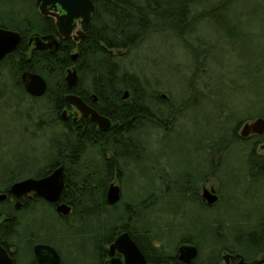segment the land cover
<instances>
[{
	"label": "trees",
	"instance_id": "obj_1",
	"mask_svg": "<svg viewBox=\"0 0 264 264\" xmlns=\"http://www.w3.org/2000/svg\"><path fill=\"white\" fill-rule=\"evenodd\" d=\"M23 1H27L31 5L33 2V0ZM91 1L93 2V12L89 21L84 25V38L76 45L72 41L63 42L53 54L45 50L37 51L27 47L26 36L28 33L54 32L52 19H49L48 22L36 20V11L33 6L28 9L21 6L20 9L24 7V9L22 8L24 11L22 17H20L21 14L18 16L13 12L5 11L6 16L9 17L5 21H0V27L18 31L22 36L16 49L0 60V75L4 71L6 77L11 80V85H14V89H18L17 91L23 96H28L21 86V72L25 69L40 74L47 83L46 93L43 96L46 101L45 107H51L56 118L66 106L64 94L72 92L82 98L83 87L86 92H94L99 97L96 104L97 111L111 121L109 129L104 132L102 130L96 132V125L91 119H88L86 128L89 132L84 138L80 136L78 129L66 131L61 124L56 122L60 130L49 141L47 163L30 174L31 177L38 178L48 174L54 167L62 166L63 188L59 201L71 206L68 217H72V221L68 223L66 219L64 222H57V220L55 222L61 228L68 229V232L74 228V225H81L85 221L90 224L92 221H96L95 227L89 228L85 232H75V234L57 232L53 235L45 227L40 226L34 230L29 227V223L22 221L21 237L9 236L8 232L7 243L13 242L19 248L22 262L24 261L25 264H34L30 252V247L34 242H46L55 246V241L66 242L71 235L79 237L82 234H85L87 246L90 247L88 264H101L107 244L111 243L121 231H127L131 238L138 243L144 256L154 264L161 262L171 264L174 259L175 247L181 241H192L199 250L202 247L209 250V255L203 260L196 261L197 264L212 263L215 260L214 257H217L223 249L231 250L244 258L253 257L263 252L264 231L261 229L233 227L230 230L232 239L227 245V238L217 225V219H214L213 222L207 220V222L199 224L198 228L194 225L181 223L176 225L170 222L147 223L150 215L145 206L147 201L145 198L139 196V199L134 203L125 205V212L121 216H116L114 209L122 202V196L121 202L115 206L105 202L108 183L123 181L125 169L131 166L130 162L134 161V154L146 151L144 135L148 126L165 129L166 122L173 119L178 109L187 102L183 98V103L174 107L171 102H167L165 97L160 106V103L157 102L160 99V94L154 89L150 90L148 81L140 80L136 74L128 72L123 60H127L129 54L139 48L150 35L158 31H165L171 33L179 41L181 48L189 56V68L191 67L195 72L198 71L203 64H200L197 58L200 56L204 58L208 54L198 53L189 39V31L198 21L209 17L208 21L212 23L214 29L224 33L222 37L233 39L237 35H242L237 24L238 18L242 17L241 13L243 12L239 8L236 11L231 7V3L240 0H219L209 5L206 3L201 7L193 6L192 0ZM13 3L10 6H16L15 2ZM219 12L223 13L224 19L218 17ZM74 53L76 56L72 60L71 56ZM71 66L76 69L78 80L76 86L68 90L64 81V72L66 67ZM193 77L194 72L185 79L190 82L193 81ZM196 89L194 87L192 91L189 90L190 92L184 90L189 92L186 97L195 96ZM124 92H127L125 99L122 98ZM260 96L258 102H255L260 104L256 115L264 118V91L260 93ZM30 99L34 102L39 100ZM149 99L152 102L150 116L146 112ZM159 115L165 116L161 118ZM224 119L226 120V117ZM249 120H252V115L248 112L247 115L235 119L233 126H225L224 129L230 130V132L226 133L225 131L223 136L217 137L215 146L211 149L227 153L231 143L247 144V171L250 177L257 179L264 175V158L256 154L255 146L264 141V132L261 135L244 138L236 132L241 122ZM161 121H165V124ZM217 123L222 122L217 121ZM226 136L229 138L226 139ZM23 162L32 161L23 158ZM5 165L0 164L2 172L0 192L6 191L12 182L23 179L24 175L22 169L25 164L17 166L21 173L14 170L8 171L9 167ZM200 175L199 179H192L194 176L188 177L183 185L178 187L177 192L181 195L180 199L184 203H196L204 211H207L211 207L203 202L198 194L197 183L205 179L204 173ZM28 206L42 205L30 204ZM0 213H5L7 216L13 214L10 207L2 202H0ZM163 215L173 220L177 216L180 219L182 213L180 210L165 211ZM254 222L258 225L264 224V219L257 218ZM175 230L196 232L199 235L196 237L189 234V236L178 238L171 248L172 251L167 252L163 244V242L165 245L167 244L164 234H170ZM208 231L210 236L206 238L203 233Z\"/></svg>",
	"mask_w": 264,
	"mask_h": 264
},
{
	"label": "rangeland",
	"instance_id": "obj_2",
	"mask_svg": "<svg viewBox=\"0 0 264 264\" xmlns=\"http://www.w3.org/2000/svg\"><path fill=\"white\" fill-rule=\"evenodd\" d=\"M218 1L192 0V3L193 6L201 7ZM20 7V3L17 6L4 4L0 6V11L13 12L18 16L21 14L22 17L24 7ZM231 7L243 12L237 24L242 35L233 39L222 37L224 33L214 29L208 21L209 17L198 21L189 31V39L198 53L208 54L207 58H197L203 65L196 72L189 68L190 58L179 41L165 31L150 35L129 54L127 60H123L128 72L136 74L140 80L148 81L152 86L150 89L164 94L167 102H171L174 107L180 106L183 98L187 102H182L184 105L178 109L172 124L169 123L165 129H147L144 135L146 151L134 154V161L125 169L123 181H112L120 186L122 196V202L114 209L116 216L123 215L125 205L134 203L141 196L147 200L145 206L150 215L147 223H181L198 228L199 224L207 220L213 222L217 219V225L227 238V245L232 239L231 228L247 229L257 218L264 219V175L254 179L248 174L247 144L231 143L227 153L211 149L217 137L223 136L225 131L230 132L224 127L233 126L235 119L248 112L252 120L259 117L256 112L260 104L255 102H258L260 93L264 91V0L234 1ZM218 17L225 18L220 12ZM193 72V81L188 82L185 78ZM10 81L3 71L0 88L3 89L4 85L7 87L0 97V164H6L8 171L18 173H21L17 169L18 164H25L22 174L26 178L47 163L49 141L60 127L56 124L54 114H50L49 119L54 120L47 125L45 99L34 102L20 92L16 96L17 93L8 86ZM194 87L197 88L195 96L186 97ZM239 128L236 129L237 134ZM260 143L255 146V152L264 158V150L260 151L258 147ZM23 158L32 162H23ZM201 173L205 174V179L197 183L199 196L202 188L211 187L218 195L216 203L207 211L196 203H184L177 192L188 177L199 179ZM177 210L182 213L180 219L177 216L172 220L163 215L165 211ZM41 211L34 216L37 225L33 229L42 226L53 235L57 232H85L97 223L85 221L81 225H74L68 232V229L57 225L49 209ZM66 221L71 222L72 217ZM189 234L199 235L181 230L165 233L168 244L163 242L165 250L171 252L178 238ZM203 234L206 238L210 236L209 231ZM87 243L85 234L79 237L71 235L66 242H54L64 257V264H88L90 247ZM208 255L209 250L202 247L197 261Z\"/></svg>",
	"mask_w": 264,
	"mask_h": 264
},
{
	"label": "water",
	"instance_id": "obj_3",
	"mask_svg": "<svg viewBox=\"0 0 264 264\" xmlns=\"http://www.w3.org/2000/svg\"><path fill=\"white\" fill-rule=\"evenodd\" d=\"M41 15H52L55 18V27L58 34L67 38L75 29L77 21L86 23L89 21L93 12V2L91 0H35ZM77 35L83 37L81 31H76V35L72 38L77 40ZM21 41L20 34L16 31L0 28V60L11 52H13ZM29 44H33L36 50L48 49L49 53H55L59 48V42L54 35H31L28 39ZM76 54H72L71 59H75ZM20 81L26 94L32 97H40L46 90V81L38 73L26 71L21 72ZM64 81L70 88L77 82V73L74 67L66 68L64 74ZM127 96L124 92L123 98ZM64 101L73 106L81 115L89 116L99 129L103 131L109 129L110 121L107 117L101 115L93 108H89L78 96L74 94H66ZM66 113L63 110L61 117L65 118ZM264 132V118L256 117L253 120L243 122L239 128L238 135L242 138L250 135H261ZM260 149L264 150V141L260 144ZM63 188V167L56 166L48 174L35 178L26 177L12 182L7 192L13 197L20 198L28 193H34L39 198L48 203H55L56 212L67 216L70 213V206L65 203H58L60 193ZM5 197V193H0V200ZM108 204L117 202L120 198V187L115 182H110L106 188L105 193ZM209 206L217 201L215 190L211 187L209 189L203 188L201 197ZM20 202L14 204V208L18 209ZM128 232L118 234L114 240L108 244L106 254L109 257L108 262L104 264H150L147 263L144 255L138 248ZM34 259L38 264H58L60 257L55 248L44 244L36 243L32 247ZM117 251L123 256V262L118 258H114V252ZM178 258L181 262L189 263L197 255V249L194 245H180L177 249ZM226 258V256H224ZM0 264H12L10 257L5 250L0 247ZM239 264H246L240 259Z\"/></svg>",
	"mask_w": 264,
	"mask_h": 264
},
{
	"label": "flooded vegetation",
	"instance_id": "obj_4",
	"mask_svg": "<svg viewBox=\"0 0 264 264\" xmlns=\"http://www.w3.org/2000/svg\"><path fill=\"white\" fill-rule=\"evenodd\" d=\"M34 1L35 0H33L32 5H31L27 1H23V0H0V6H2L4 4L11 5V4H14L13 2H15V5L16 6L18 5V3H20V6H24L27 9L28 8H31V6H33L35 8V11H36L35 12V19L36 20H39L41 22H43V21L48 22L49 19L50 20L52 19V23L54 25V32L44 33V34L43 33H28L27 34V36H26V44H27V47L29 49L36 50L35 48H33V44L32 43L31 44L28 43V39H29V37L31 35H38V36L54 35L56 37V39L58 40V42H59V47H60V45L63 42H67V41H72L76 45V43H78L80 40H82L84 38V35L85 34H84V31L83 30H84L85 23H83L81 21H77L76 27L71 32V34H70L69 37H67V38L61 37L58 34L57 29L55 27V18H54V16H52L50 14H48V15H41L39 13L37 7L35 6ZM32 16H34V15H32ZM8 17L9 16H6L5 12L0 11V21H5L6 19H8ZM0 28H2V27H0ZM76 31H81L84 34L83 37L80 38L79 35H77V38H78L77 40H75L74 38H72L73 35H76ZM16 32H18V31H16ZM20 37H22L21 34H20ZM44 50L46 52H48V49H45V48L43 50H37V51H44ZM71 67H73V66H71ZM77 80H78V76H77ZM76 84H77V82H76ZM76 84L74 86H72V87L69 88L66 85V83H65L66 88H68V90H71V88L75 87ZM4 86H3L4 87L3 89L0 88V97H2V93L5 91V89L7 87V85H4ZM8 86H9L10 90L13 89L16 93H18V91H17L18 89H16V88L14 89V87H13L14 85L12 86L10 84ZM21 86H22V83H21ZM22 88H23V86H22ZM46 89H47V83H46ZM81 92L83 94L82 95L83 96L82 98L80 96L72 93V92H67L66 94H74V95L78 96L89 108H93V109H95L97 111L96 104L98 102V98L99 97L94 92H86L85 90H83V87H82ZM45 93H46V90H45L44 94L42 96H40V97H32V96H29L28 94L27 95L30 98L41 99V98H43V96L45 95ZM125 98H123V99H125ZM159 98L160 99L157 102L160 103L159 105L161 106V102H162V100L165 99V97H162L161 94H160ZM150 99L148 100V103L146 105V112H147V115L148 116H150V114H151V103L152 102H150ZM65 104H66V106L63 109H64V111L66 113V116H65V118H62L61 117V112L63 111L62 110L60 112V114H59V117H56V120H57L56 122H58L59 124H61V126L63 127V129L66 130V131H69L71 129H78L79 132H80V136H82L84 138L86 136V134L89 132L88 129L86 128L87 121H88V119H90L89 116H83L73 106L68 105L66 102H65ZM46 108H47V113L46 114L48 116V121H47L48 124L47 125H50L49 122H52L54 120L53 118H51L52 120L49 119L50 118V114H54V112L51 110L52 109L51 107L47 106ZM100 116H101V114H100ZM148 119H150V118H148ZM110 125H111V121H110ZM95 129H96V132H98L99 130L100 131L102 130V129H99L97 127V125H96V128ZM251 136H254V135H250L249 134V136H247V137H251ZM93 140H94V142H96L95 139H93ZM259 146L260 145H258V147ZM260 151H261V149H260ZM0 193H5V197L2 200H0V202L6 203L10 207V209L12 210V212H13V214L11 216H7L5 213H0V239H1L0 240V247H2L5 250V252L7 253V255L10 257V259L12 261V264H25L24 261L22 262L23 259L21 257V253L19 251V248H17V246H15L13 242L7 243V234H8V232L10 234L9 236H14V237H19L20 236L21 237V235H22V229H21L22 228V221H26L27 223H29L31 229L34 228V225H37L35 223V217L34 216H36V214L38 213L39 210H42L41 212H46V210L49 209L51 211V213H52L53 220H55V221L57 220V222H59V221H63L64 222V220L67 219V217H68L69 214L67 216H64V215H61L60 213H57L56 212L55 203H48V202L44 201L43 199L39 198L38 196H36L34 193H28L26 195L21 196L20 198L13 197L11 194H9L7 192V190L6 191H3V192H0ZM200 197H201V194H200ZM217 200H218V195H217ZM17 201L20 202V207L18 209H15L14 208V204ZM105 202L107 203L106 197H105ZM120 202H121V194H120V198H119V200L117 202H115L113 204H108V203L107 204L108 205L115 206V205L119 204ZM203 202H205V201L203 200ZM58 203H62V202L58 201ZM30 204H41L42 206H33V207L31 206L30 207V206H28ZM23 211H25V212L22 213ZM70 212H71V206H70ZM32 222H34V223H32ZM249 229H258V230L261 229L262 231H264V224H259L258 225L256 223H254L253 225H251V227ZM34 230H36V229H34ZM122 232H127V231H121L120 233H122ZM120 233H118V234H120ZM20 243H21V241H20ZM36 243H38V242H36ZM36 243L34 242L31 245V247H30L31 257H32V260H33V263L34 264H38L36 262V260L34 259L35 257L33 256V252H32V249H33L32 247ZM39 243H44V244H47V245H50V246L54 247L55 250H56V252L58 253V255L60 257V260H59V263L58 264H64L63 261H62V258L63 257L61 256V253L58 250V248H56L55 246H53L50 243H46V242H39ZM182 244L183 245H194L196 247V249H197V255L193 259H191L189 263L181 262V260L178 258L177 249H178V246H180ZM136 245L138 246V243ZM106 247H108V244H107ZM138 248H139V246H138ZM140 251L142 252L141 249H140ZM198 253H199V248L192 241H181V242H178L177 245H176V247H175V251H174V255H173V258L174 259L172 260L173 262H171V264L172 263L173 264H197L196 261H197ZM141 254L144 255L143 252ZM224 256H226V258H224ZM113 257L114 258H118L121 262H123V256L121 255V253L115 251ZM144 258H145V260H146L147 263L154 264L153 262H151L150 260H148V258H146V256H144ZM214 258H215V260H213L212 263H208V264H239L240 259H242V261H244L246 264H264V251L256 254L253 257L251 256L249 258H244L243 256H240L239 254H237V253H235V252H233L231 250H224L223 249V250H221V252L219 253V255L217 257H214ZM108 260H109V257L106 254V249H105L104 256H103V259H102V263L101 264H104V263L108 262ZM160 264H166V263L165 262H161Z\"/></svg>",
	"mask_w": 264,
	"mask_h": 264
},
{
	"label": "bare ground",
	"instance_id": "obj_5",
	"mask_svg": "<svg viewBox=\"0 0 264 264\" xmlns=\"http://www.w3.org/2000/svg\"><path fill=\"white\" fill-rule=\"evenodd\" d=\"M48 53H49V51H48ZM110 53H111V51H110ZM50 54H53V53H50ZM67 68V67H66ZM68 68H70V67H68ZM64 74H65V72H64ZM149 86L150 87H152L150 84H149ZM149 87V88H150ZM150 90H152V89H150ZM66 94V93H65ZM65 94H64V96H65ZM161 96L162 97H166L164 94H161ZM122 98H123V96H122ZM159 117H161L160 115H159ZM162 120V119H161ZM110 121V120H109ZM162 123H164L165 124V121L163 122V121H161ZM169 123H171L172 124V119L170 120L169 119V121L168 122H166V124L168 125ZM87 125V124H86ZM150 125V124H149ZM161 125V124H160ZM158 126H159V124H158ZM148 128H151L150 126L148 127ZM159 128H161V127H159ZM106 192V191H105Z\"/></svg>",
	"mask_w": 264,
	"mask_h": 264
}]
</instances>
